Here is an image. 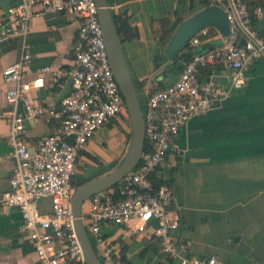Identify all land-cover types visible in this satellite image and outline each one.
Wrapping results in <instances>:
<instances>
[{
    "label": "built area",
    "instance_id": "built-area-1",
    "mask_svg": "<svg viewBox=\"0 0 264 264\" xmlns=\"http://www.w3.org/2000/svg\"><path fill=\"white\" fill-rule=\"evenodd\" d=\"M0 24V40L24 37L35 16L63 10L79 20L73 54L67 67L44 65L29 72L32 56L26 50L6 66L2 75L10 86L5 92L9 123L7 141L14 165L9 189L0 201L3 211L16 208L22 228L39 264H86L74 227L71 197L76 187L77 163L82 150L97 131L128 116L124 98L111 69L95 0H8ZM224 10L228 33L208 28L190 37L177 78L161 88L142 87L145 146L136 167L113 187L86 199L82 224L102 264H125L119 245L107 238L106 225L156 238L159 252L177 264H223L215 255L190 253L186 242L173 236L180 216L173 209L170 186H156L153 177L172 169L183 157L178 143L180 131L194 116L216 108L234 90L247 82L252 66L264 57V33L255 21L264 18V3L250 6L249 0H201ZM210 48L201 49L207 43ZM45 76L57 93L68 78L71 92L60 102L39 103L31 91L43 87ZM48 126L35 140L27 138L26 122ZM49 198L50 210L42 212L38 202ZM82 205V207H83ZM156 221V225L151 223ZM150 264V263H148Z\"/></svg>",
    "mask_w": 264,
    "mask_h": 264
},
{
    "label": "crops",
    "instance_id": "crops-1",
    "mask_svg": "<svg viewBox=\"0 0 264 264\" xmlns=\"http://www.w3.org/2000/svg\"><path fill=\"white\" fill-rule=\"evenodd\" d=\"M8 2L0 1V24ZM263 3L249 0L251 7ZM202 8L201 0H110L111 11L127 16L139 33L122 47L141 94L144 84L161 88L178 75L168 72L169 65L159 71L167 61L161 31ZM78 26L77 17L67 10L46 13L30 20L24 37L0 40V201L9 189L14 165L7 141L9 123L2 114L7 109L5 92L10 84L2 71L24 50L33 59L27 74L44 65L67 67ZM255 26L264 33V18L256 20ZM174 62L178 64L179 59ZM45 79V85L31 91L30 96L39 103L55 102L57 89L51 87L47 76ZM26 127L31 141L48 129L32 120ZM130 139L131 124L125 127L114 120L100 128L79 156L77 176H91L119 163ZM177 140L183 157L172 169L158 173L171 184L173 209L180 216L173 236L186 242L190 253L199 257L215 255L223 264H264V57L252 66L241 89L234 90L216 108L191 118ZM38 206L48 212L49 198L40 199ZM22 225L18 209L5 212L0 204V264H39ZM102 230L120 249L125 247V264H177L159 252L156 238L132 235L117 225H106Z\"/></svg>",
    "mask_w": 264,
    "mask_h": 264
},
{
    "label": "water",
    "instance_id": "water-1",
    "mask_svg": "<svg viewBox=\"0 0 264 264\" xmlns=\"http://www.w3.org/2000/svg\"><path fill=\"white\" fill-rule=\"evenodd\" d=\"M0 1L8 2V0ZM95 2L98 7V18L103 31L109 63L128 110L131 123V139L129 149L118 166L109 172L80 184L75 188L71 197L74 227L86 264L102 263L82 224V205L90 196L115 186L125 174L136 167L145 146V122L142 103L139 99L141 92L137 89L131 75L123 52L122 42L117 32V26L112 18L108 0H95ZM205 27H213L221 34H227L228 20L224 10L216 5L205 6L179 22L164 47V54L167 61L159 71L174 62L186 48L190 37ZM210 47H212V44L207 43L202 45L201 49ZM71 84L72 79L68 78L62 89L56 95L55 104L57 105V109L60 108L61 100L71 92Z\"/></svg>",
    "mask_w": 264,
    "mask_h": 264
},
{
    "label": "trees",
    "instance_id": "trees-1",
    "mask_svg": "<svg viewBox=\"0 0 264 264\" xmlns=\"http://www.w3.org/2000/svg\"><path fill=\"white\" fill-rule=\"evenodd\" d=\"M108 2L110 4V0H108ZM205 6H208V4L203 2V7H205ZM111 13H112L113 21H114L115 25L117 26V32H118V34L120 36V39H121L122 43L125 42V41H130L132 39L138 38V36H139L138 30H137L136 27H133V26L130 25L129 19H128L127 16L125 17V16H122V15H119V14H115L112 11H111ZM182 20L183 19L177 20L176 24L173 25L171 28H169V29L168 28H164L161 31L160 38H161L164 46L168 42V40H169L172 32L174 31L176 25L179 22H181ZM208 32H209V34H208L209 37H214L216 35V33H217L216 29L212 28V27L208 28ZM213 43H214V41L212 43H208V44H213ZM190 57H191V53L189 51H187V49H184L179 54V57H178L179 63L177 64L176 62H172L167 68L168 72L178 73L180 71V69H181L182 62L189 60ZM154 63H155L156 67L159 66V62H157V60L154 61ZM136 87L139 90L140 83H136ZM139 99H140V102L143 104L144 99H145V96L143 95V93L139 95ZM121 161L119 163H114V164L110 165L109 167H107L106 169L101 170L100 172H98L96 174H93L91 176H89V175H86V176H83V177L82 176H76L74 178V181H73L74 187H77L80 184H82V183H84V182H86V181H88V180H90L92 178L98 177V176H100V175H102V174H104L106 172L111 171L116 166H118L121 163ZM153 182H154V184L156 186H160L162 184H166V185L171 187L170 183H168L165 180L160 179L159 177H153ZM124 251H125V247H122L121 248L122 259L125 262V255L123 254Z\"/></svg>",
    "mask_w": 264,
    "mask_h": 264
},
{
    "label": "rangeland",
    "instance_id": "rangeland-1",
    "mask_svg": "<svg viewBox=\"0 0 264 264\" xmlns=\"http://www.w3.org/2000/svg\"><path fill=\"white\" fill-rule=\"evenodd\" d=\"M212 28H213V27H212ZM223 35H225V34H223ZM178 63H179V62H178ZM120 124H121L122 126H125V127H126V125L128 126L129 124H131V123H130L129 114H128V116H126V117H121V119H120ZM86 210H87L86 206L83 205V207H82V211H83V212H86Z\"/></svg>",
    "mask_w": 264,
    "mask_h": 264
}]
</instances>
